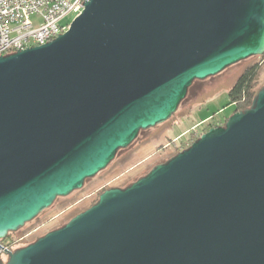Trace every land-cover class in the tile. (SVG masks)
I'll use <instances>...</instances> for the list:
<instances>
[{
    "label": "water",
    "instance_id": "1",
    "mask_svg": "<svg viewBox=\"0 0 264 264\" xmlns=\"http://www.w3.org/2000/svg\"><path fill=\"white\" fill-rule=\"evenodd\" d=\"M264 53V0H85L0 56V239L83 187L197 79ZM6 264H264V84L250 106Z\"/></svg>",
    "mask_w": 264,
    "mask_h": 264
},
{
    "label": "rangeland",
    "instance_id": "2",
    "mask_svg": "<svg viewBox=\"0 0 264 264\" xmlns=\"http://www.w3.org/2000/svg\"><path fill=\"white\" fill-rule=\"evenodd\" d=\"M75 16V13H71L64 22L71 23ZM257 62L262 63L258 75L259 89L264 84L262 55L239 61L217 75L195 80L177 111L168 120L141 130L131 145L120 149L111 163L87 179L82 188L67 196L57 197L37 217L11 232L16 238L17 248L60 228L73 216L94 204L106 189L130 185L156 164L167 161L189 147L211 127L225 124L235 109L234 105L227 104L230 88L248 66Z\"/></svg>",
    "mask_w": 264,
    "mask_h": 264
},
{
    "label": "built area",
    "instance_id": "3",
    "mask_svg": "<svg viewBox=\"0 0 264 264\" xmlns=\"http://www.w3.org/2000/svg\"><path fill=\"white\" fill-rule=\"evenodd\" d=\"M84 1L0 0V56L52 41L69 28L64 19L79 15ZM16 248V242L0 239V264Z\"/></svg>",
    "mask_w": 264,
    "mask_h": 264
},
{
    "label": "trees",
    "instance_id": "4",
    "mask_svg": "<svg viewBox=\"0 0 264 264\" xmlns=\"http://www.w3.org/2000/svg\"><path fill=\"white\" fill-rule=\"evenodd\" d=\"M264 57V53L262 54ZM262 68V63L257 62L248 66L237 78L236 82L229 90L228 105H234L235 111L243 110L250 106L254 96L256 95L258 84V75ZM93 205V204H92ZM12 243L16 242V238L9 233V238Z\"/></svg>",
    "mask_w": 264,
    "mask_h": 264
},
{
    "label": "flooded vegetation",
    "instance_id": "5",
    "mask_svg": "<svg viewBox=\"0 0 264 264\" xmlns=\"http://www.w3.org/2000/svg\"><path fill=\"white\" fill-rule=\"evenodd\" d=\"M224 125V124H223ZM217 126H219V125H217ZM215 127V126H214ZM9 238V234H8V236L5 238V240H7Z\"/></svg>",
    "mask_w": 264,
    "mask_h": 264
}]
</instances>
